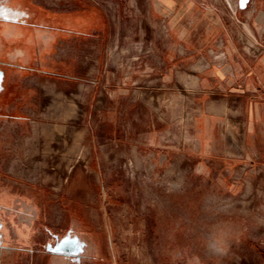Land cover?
Listing matches in <instances>:
<instances>
[{
	"label": "rangeland",
	"instance_id": "374dc122",
	"mask_svg": "<svg viewBox=\"0 0 264 264\" xmlns=\"http://www.w3.org/2000/svg\"><path fill=\"white\" fill-rule=\"evenodd\" d=\"M39 1L51 26L79 21L73 1ZM92 3L87 11L108 23L113 39L97 80H80L97 82L99 101L79 104L66 94L64 123L51 117L37 141L10 145L20 153L24 181L67 183L80 172L129 264H264L262 167L224 157L240 150L229 136L237 129L204 113L226 114L218 84L226 51L214 39L203 55H187L207 15L171 2L161 13L146 0ZM234 17L227 8L228 25ZM242 35L250 39L248 30ZM208 64L210 78L198 72ZM24 117L17 133L31 135ZM40 163L44 171L32 173Z\"/></svg>",
	"mask_w": 264,
	"mask_h": 264
},
{
	"label": "crops",
	"instance_id": "0c3cea01",
	"mask_svg": "<svg viewBox=\"0 0 264 264\" xmlns=\"http://www.w3.org/2000/svg\"><path fill=\"white\" fill-rule=\"evenodd\" d=\"M70 1L80 16L73 27L51 26L39 0H0V264H129L116 240L119 233L110 229L80 172L67 183L24 181L20 153L7 150L14 142L37 141L51 117L64 123L66 94L79 104L97 98V82L83 86L80 80H97L113 41L111 28L96 12L87 11L93 0ZM146 1L157 13L171 2L189 13L202 8L207 15L202 32L191 35L187 55L192 60L203 55L214 39L226 51L218 80L226 114L209 108L204 113L237 129L229 136L240 143V150L224 157L250 160L264 173V0H249L246 6L241 0ZM227 8L234 13L233 25L226 22ZM212 14L217 15L214 25L209 23ZM76 26L79 32L72 29ZM243 30L250 33L247 42ZM210 67L198 72H208L210 78ZM24 116L31 118V135L17 133ZM44 168L40 163L31 172Z\"/></svg>",
	"mask_w": 264,
	"mask_h": 264
},
{
	"label": "water",
	"instance_id": "95a60500",
	"mask_svg": "<svg viewBox=\"0 0 264 264\" xmlns=\"http://www.w3.org/2000/svg\"><path fill=\"white\" fill-rule=\"evenodd\" d=\"M248 1H249V0H241L242 5H243V6H246V4L248 3Z\"/></svg>",
	"mask_w": 264,
	"mask_h": 264
},
{
	"label": "bare ground",
	"instance_id": "6f19581e",
	"mask_svg": "<svg viewBox=\"0 0 264 264\" xmlns=\"http://www.w3.org/2000/svg\"><path fill=\"white\" fill-rule=\"evenodd\" d=\"M192 80H193V78H192ZM197 81H195V83H196ZM198 83V82H197ZM73 110V109H72ZM69 114V113H68ZM66 115H67V113H66Z\"/></svg>",
	"mask_w": 264,
	"mask_h": 264
}]
</instances>
